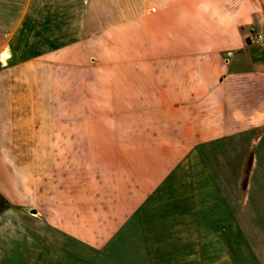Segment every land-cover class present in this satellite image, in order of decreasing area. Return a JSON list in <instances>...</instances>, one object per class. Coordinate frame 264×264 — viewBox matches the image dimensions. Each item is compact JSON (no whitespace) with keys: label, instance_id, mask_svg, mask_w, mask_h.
<instances>
[{"label":"crops","instance_id":"crops-1","mask_svg":"<svg viewBox=\"0 0 264 264\" xmlns=\"http://www.w3.org/2000/svg\"><path fill=\"white\" fill-rule=\"evenodd\" d=\"M253 21L231 0H0V194L22 204L0 212V264H150L166 259L151 249L182 250L180 195L164 190L182 184L186 157L241 138L256 167ZM168 200L164 223L150 216ZM246 217L257 227L264 213Z\"/></svg>","mask_w":264,"mask_h":264},{"label":"rangeland","instance_id":"rangeland-1","mask_svg":"<svg viewBox=\"0 0 264 264\" xmlns=\"http://www.w3.org/2000/svg\"><path fill=\"white\" fill-rule=\"evenodd\" d=\"M231 1L245 3L246 8L253 11L254 21L248 27L250 40L252 28L264 32L263 0ZM212 143L215 146L213 151L204 150L197 156L184 158L180 174L182 184L176 187L170 185L164 190L169 195H180L181 201L176 204L177 221H182V234L177 233L176 241L177 247L182 243V250L151 249L147 252L152 258L166 259L150 261V264H264V261H255V252L259 257L264 254V218L259 219V228L252 224V218L246 217L254 211L264 213V200H260L261 197L264 199V135L260 152L254 155V168H250L253 155L245 153L241 138L216 139ZM17 173L12 171L10 181L14 191L18 192L24 180ZM23 189L26 191L25 187ZM16 196L19 197L18 201L28 198V195L21 194V190ZM11 204L13 210L22 207V204L10 203L0 194V212ZM153 205L151 203V208ZM170 205L173 204L169 200L164 202V207L158 208L156 213L155 209L150 208V216L156 220L161 210L160 221L164 223L172 215ZM145 216L149 215L145 213ZM6 219L7 225L13 220L24 230L32 227V223L25 218ZM174 238L172 234H154L150 241L153 244L154 241L174 243ZM254 247L258 249L255 251ZM112 262L116 263L108 261L107 264ZM140 262L136 261V264Z\"/></svg>","mask_w":264,"mask_h":264},{"label":"built area","instance_id":"built-area-1","mask_svg":"<svg viewBox=\"0 0 264 264\" xmlns=\"http://www.w3.org/2000/svg\"><path fill=\"white\" fill-rule=\"evenodd\" d=\"M251 38L257 43L264 44V32L256 31L252 28Z\"/></svg>","mask_w":264,"mask_h":264},{"label":"water","instance_id":"water-1","mask_svg":"<svg viewBox=\"0 0 264 264\" xmlns=\"http://www.w3.org/2000/svg\"><path fill=\"white\" fill-rule=\"evenodd\" d=\"M32 213H35V211L31 210Z\"/></svg>","mask_w":264,"mask_h":264},{"label":"trees","instance_id":"trees-1","mask_svg":"<svg viewBox=\"0 0 264 264\" xmlns=\"http://www.w3.org/2000/svg\"><path fill=\"white\" fill-rule=\"evenodd\" d=\"M263 2H264V0H263Z\"/></svg>","mask_w":264,"mask_h":264}]
</instances>
